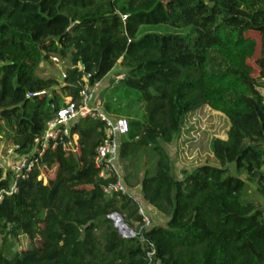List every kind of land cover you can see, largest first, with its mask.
Returning <instances> with one entry per match:
<instances>
[{
	"label": "trees",
	"instance_id": "obj_1",
	"mask_svg": "<svg viewBox=\"0 0 264 264\" xmlns=\"http://www.w3.org/2000/svg\"><path fill=\"white\" fill-rule=\"evenodd\" d=\"M55 57L68 61L62 82L39 74ZM117 65L124 76L100 98L129 124L123 184L165 224L119 236L109 216L142 225L139 203L129 191L103 195L115 182L94 167L105 125L80 119L76 152L48 150L3 198L0 264H264V209L249 197L253 184L264 197V0H0V138L28 155L66 99L78 102L83 79L103 81ZM201 107L227 119L226 139L210 142L215 166L178 180L161 144ZM12 180L0 167V191ZM21 236L27 247L14 251Z\"/></svg>",
	"mask_w": 264,
	"mask_h": 264
},
{
	"label": "built area",
	"instance_id": "obj_2",
	"mask_svg": "<svg viewBox=\"0 0 264 264\" xmlns=\"http://www.w3.org/2000/svg\"><path fill=\"white\" fill-rule=\"evenodd\" d=\"M62 78H64V75ZM102 82L90 84L88 79L84 78L78 102L66 99L65 105L57 110L52 119L46 123L41 138L34 140V147L28 155L16 154L13 147L7 149V158L14 157L16 162L9 166L8 170L13 180L8 190L0 191V204L5 196L15 192L16 185L14 181L19 178H26L38 166L48 150H54L61 146L64 150L76 152L77 136H71L70 130L75 122L87 118L99 120L105 125V137L95 151L94 167L97 170L98 178L103 181L114 179L115 182H110L102 187L103 195L111 197L128 193L123 184L122 172L118 164V149L120 137L127 135L129 132V124L124 118L113 119L104 112L103 101L100 98ZM28 97L31 96L28 95ZM4 159V156L0 157V160L4 161ZM138 213L142 221V225L137 224L136 226L138 231L136 229V233H134L130 229L131 234L122 232L119 235L121 238H133L148 230L150 222L143 214L140 206ZM109 219L113 222L114 214L110 215ZM149 248L151 250L147 256L150 260L154 255V251L152 246H149Z\"/></svg>",
	"mask_w": 264,
	"mask_h": 264
},
{
	"label": "rangeland",
	"instance_id": "obj_3",
	"mask_svg": "<svg viewBox=\"0 0 264 264\" xmlns=\"http://www.w3.org/2000/svg\"><path fill=\"white\" fill-rule=\"evenodd\" d=\"M167 31H169L168 33H176L174 30L170 29H168ZM257 38L259 42V37ZM259 49H257L256 56L259 53ZM256 56L253 60L250 61V64L253 67ZM66 66H68V61L60 59L58 57L51 58L50 61H45L41 64L39 74L42 77L57 78L59 82H62V77ZM124 74L125 71L122 69V67L120 65H117L112 70V72L103 80L101 84L102 90L108 85L113 84L114 80H120L124 76ZM253 76H257L256 71L253 73ZM259 84V90L264 97V85L263 83ZM134 108L137 109L138 117H140V106L135 105ZM122 118L126 119L125 117ZM228 127L229 124L227 119L223 115L210 110L208 107H201L198 111L190 114L183 122L178 139L171 145L161 144L162 148L165 150L171 160L173 176L176 179L180 180L182 176L181 173L183 171L190 173L193 172L197 167H200L202 165L215 166L216 162L210 151V142L214 138H218L221 140L226 139ZM10 147L11 146L8 145L4 139L0 138V157H5L4 161L0 160V166L5 171H8L9 166L16 162V159L14 157L7 158L8 156H6V151ZM230 171L231 173L235 174V170L233 167L230 168ZM41 175L44 180H47L52 177L53 172H46L43 170ZM250 188V200L257 204L260 208L264 209V197L259 195L254 184L251 185ZM128 191L134 198L138 200L140 209H142L143 214L149 220L150 225L148 229L151 226L163 225V217H159L158 215H150L148 213L146 203H144L142 197L140 196V193L138 194V188ZM119 216L123 220V223L134 233H136L135 229L137 223H132L131 227L127 225V221H124L123 216ZM27 242V238L21 236L14 248V251L26 249Z\"/></svg>",
	"mask_w": 264,
	"mask_h": 264
},
{
	"label": "water",
	"instance_id": "obj_4",
	"mask_svg": "<svg viewBox=\"0 0 264 264\" xmlns=\"http://www.w3.org/2000/svg\"><path fill=\"white\" fill-rule=\"evenodd\" d=\"M113 226L119 235H121L122 232H126L128 234H131L132 232L129 228L126 227V225L123 223V220L118 214H114Z\"/></svg>",
	"mask_w": 264,
	"mask_h": 264
},
{
	"label": "crops",
	"instance_id": "obj_5",
	"mask_svg": "<svg viewBox=\"0 0 264 264\" xmlns=\"http://www.w3.org/2000/svg\"><path fill=\"white\" fill-rule=\"evenodd\" d=\"M257 57V56H256ZM1 167V166H0ZM140 193V191H139V189H138V194ZM141 196V195H140ZM145 203V202H144ZM147 205V204H146ZM147 211H148V213L150 214V215H158L159 217H163L162 215H160L159 213H157V212H155V210H153L151 207H149L148 205H147ZM164 218V217H163ZM164 221H163V224H165V218L163 219Z\"/></svg>",
	"mask_w": 264,
	"mask_h": 264
}]
</instances>
